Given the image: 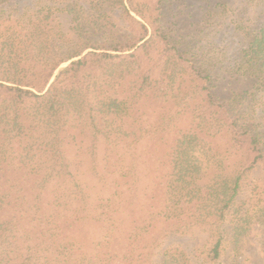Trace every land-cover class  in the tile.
Wrapping results in <instances>:
<instances>
[{"label":"trees","instance_id":"trees-1","mask_svg":"<svg viewBox=\"0 0 264 264\" xmlns=\"http://www.w3.org/2000/svg\"><path fill=\"white\" fill-rule=\"evenodd\" d=\"M37 1L22 8L17 0H0V28L4 27L0 31V264H37L31 255L48 260L45 243H53L49 235L53 229L38 205H50V191L43 190L65 155L70 130L97 128V116L91 112L98 108L107 116L129 113L128 97L120 100L115 91L109 94L118 79L131 75L144 85L163 69L172 73L176 67L194 78L201 101L212 110V135L222 133L221 139L230 144L222 155L236 153L241 160L235 175L220 178L213 170L215 175L203 185V163L193 142L205 141L195 133L178 141L167 183L170 206L197 202L202 191H208L203 208L214 209L215 230L203 259L182 249L165 251L161 263L155 264H211L220 259L228 212L243 196L246 205H253L254 195L247 193L263 182L255 172L264 173V25L243 34L240 43L245 46L239 52L240 63L235 62L253 79L252 86L227 97L216 92V77L206 71L202 58L198 60L170 34L167 12L183 0ZM231 1L244 6L240 0ZM218 156L214 152L209 162L220 171ZM251 174L254 177L248 181ZM15 186H19L17 214L8 216L9 194ZM169 214L179 215L171 208ZM240 228L243 225L234 228L235 235ZM38 233L40 241L32 237Z\"/></svg>","mask_w":264,"mask_h":264},{"label":"rangeland","instance_id":"rangeland-1","mask_svg":"<svg viewBox=\"0 0 264 264\" xmlns=\"http://www.w3.org/2000/svg\"><path fill=\"white\" fill-rule=\"evenodd\" d=\"M17 1L23 8L30 0ZM240 2L243 7L231 0L226 4L183 0L167 12L171 36L198 60L202 58L206 71L216 77V92L227 97L252 86L253 79L243 74L235 62L240 63L239 52L245 46L244 41L240 43L245 40L243 34L264 25V0ZM0 31L4 32V27ZM130 76L118 79V84L108 89L109 94H119L120 100L128 97L131 109L127 115L107 116L98 108L91 112L97 116V128L70 130L62 162L53 167L49 186L43 190L50 191V205H38L39 213L53 229L49 232L53 243H45L48 262L31 255L32 262L155 264L161 263L165 251L182 249L193 250L196 258L205 257L215 230L214 209L203 208V196L208 191H202L197 202L181 201L170 206L172 192L167 183L172 174L173 150L189 134L195 133L205 141L193 142L196 157L203 163V185L211 181L213 170L220 178L235 175L241 156L222 155L230 144L221 139L222 133L212 135V110L201 101L197 82L183 69L176 67L172 73L163 69L157 79L144 85ZM214 152L219 153L223 165L220 171L209 162ZM255 175L262 176L263 182L259 188L254 184L247 193L254 195L253 205H246L243 196L228 212L223 224L226 247L216 264H264V173L256 171ZM253 177L251 174L247 180ZM17 190L19 186L10 191L8 216L17 214ZM170 208L179 215H168ZM239 225L243 228L237 236L234 228ZM40 235L32 237L39 240Z\"/></svg>","mask_w":264,"mask_h":264}]
</instances>
